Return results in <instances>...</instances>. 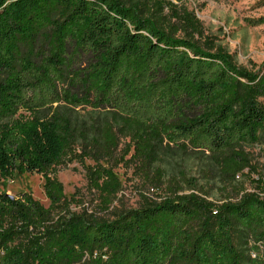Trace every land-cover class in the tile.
Wrapping results in <instances>:
<instances>
[{
  "label": "trees",
  "instance_id": "trees-1",
  "mask_svg": "<svg viewBox=\"0 0 264 264\" xmlns=\"http://www.w3.org/2000/svg\"><path fill=\"white\" fill-rule=\"evenodd\" d=\"M177 31L124 0H0V179L39 173L49 200L0 192V264H264L256 192L218 204L175 191L89 220L55 176L68 156L98 162L121 139L145 170L165 146L212 156L232 179L248 166L241 147L264 139V66ZM88 175L118 187L109 168Z\"/></svg>",
  "mask_w": 264,
  "mask_h": 264
},
{
  "label": "rangeland",
  "instance_id": "rangeland-1",
  "mask_svg": "<svg viewBox=\"0 0 264 264\" xmlns=\"http://www.w3.org/2000/svg\"><path fill=\"white\" fill-rule=\"evenodd\" d=\"M140 6L151 17H159L166 27L187 31L203 46L220 48L229 53L237 65L258 70L264 66V0H124ZM190 13L198 22L195 31L183 18ZM241 150L249 164L232 179L224 173L212 156L190 147L165 146L158 163L150 170L137 167L130 160L132 147L121 139L111 157L98 162L82 161L68 156L55 168V176L63 185L69 211L86 219L112 220L122 213L159 203L171 192L179 195L194 193L207 201L222 203L238 200L244 192H256L264 198V139L243 145ZM128 151V152H127ZM109 168L115 174L118 187L112 191L104 184L89 178L88 168ZM41 174H14L0 179V192L16 194L29 192L45 206L49 200L43 190ZM234 242L248 253L241 235Z\"/></svg>",
  "mask_w": 264,
  "mask_h": 264
}]
</instances>
